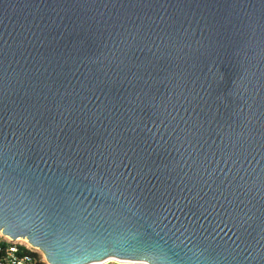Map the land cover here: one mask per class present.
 Segmentation results:
<instances>
[{
	"label": "water",
	"instance_id": "95a60500",
	"mask_svg": "<svg viewBox=\"0 0 264 264\" xmlns=\"http://www.w3.org/2000/svg\"><path fill=\"white\" fill-rule=\"evenodd\" d=\"M0 190L48 264H264V0H0Z\"/></svg>",
	"mask_w": 264,
	"mask_h": 264
},
{
	"label": "built area",
	"instance_id": "2783aa9c",
	"mask_svg": "<svg viewBox=\"0 0 264 264\" xmlns=\"http://www.w3.org/2000/svg\"><path fill=\"white\" fill-rule=\"evenodd\" d=\"M0 242L7 245V249L0 257V264H48L44 256L36 249L31 248L26 242L11 243L0 236ZM97 264H147L130 263L117 260H107Z\"/></svg>",
	"mask_w": 264,
	"mask_h": 264
},
{
	"label": "snow or ice",
	"instance_id": "6c2138e0",
	"mask_svg": "<svg viewBox=\"0 0 264 264\" xmlns=\"http://www.w3.org/2000/svg\"><path fill=\"white\" fill-rule=\"evenodd\" d=\"M5 209H4V201H3V191L0 190V218H2L3 213H4ZM163 256V254H162ZM166 260V258H165Z\"/></svg>",
	"mask_w": 264,
	"mask_h": 264
},
{
	"label": "trees",
	"instance_id": "16d2710c",
	"mask_svg": "<svg viewBox=\"0 0 264 264\" xmlns=\"http://www.w3.org/2000/svg\"><path fill=\"white\" fill-rule=\"evenodd\" d=\"M7 245L4 242H0V257L5 253Z\"/></svg>",
	"mask_w": 264,
	"mask_h": 264
},
{
	"label": "bare ground",
	"instance_id": "6f19581e",
	"mask_svg": "<svg viewBox=\"0 0 264 264\" xmlns=\"http://www.w3.org/2000/svg\"><path fill=\"white\" fill-rule=\"evenodd\" d=\"M23 242H26V240H22ZM27 243V242H26Z\"/></svg>",
	"mask_w": 264,
	"mask_h": 264
}]
</instances>
